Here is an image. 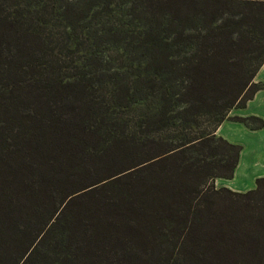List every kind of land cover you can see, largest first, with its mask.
I'll list each match as a JSON object with an SVG mask.
<instances>
[{"label": "trees", "instance_id": "16d2710c", "mask_svg": "<svg viewBox=\"0 0 264 264\" xmlns=\"http://www.w3.org/2000/svg\"><path fill=\"white\" fill-rule=\"evenodd\" d=\"M263 65L264 0H0V264H264V177L215 184Z\"/></svg>", "mask_w": 264, "mask_h": 264}, {"label": "crops", "instance_id": "0c3cea01", "mask_svg": "<svg viewBox=\"0 0 264 264\" xmlns=\"http://www.w3.org/2000/svg\"><path fill=\"white\" fill-rule=\"evenodd\" d=\"M256 83H264V65L258 71ZM230 117H259L264 120V89L256 93L244 108H234ZM217 135L242 146L240 160L232 179H216L217 188L247 192L256 188L257 179L264 177V128L252 130L241 122L227 119L217 129Z\"/></svg>", "mask_w": 264, "mask_h": 264}, {"label": "rangeland", "instance_id": "374dc122", "mask_svg": "<svg viewBox=\"0 0 264 264\" xmlns=\"http://www.w3.org/2000/svg\"><path fill=\"white\" fill-rule=\"evenodd\" d=\"M68 74H71L70 72L68 73ZM107 78H109L108 76H107ZM125 112H126V110L124 109V116H125ZM4 120V118H1V121H3ZM199 121V123L201 124L200 126L201 127H204L205 126V124L206 123H204L203 121V119H199L198 120ZM142 129H144L143 127H142ZM131 131L132 132H134V135H135V133H136V136H138V138H143V136L141 135V133L140 132H138V130H137V128H132L131 129ZM134 138H136L135 136H134ZM129 146V145H128ZM115 155V158H119V157H116V156H118V155H123L124 153L123 152H120V148L119 149H117V150H115L114 152H113ZM164 176L163 178H162V182L163 183H165V184H168L169 185V183H173V181H171L169 178H167L165 175H164V173L162 172V169L160 168V165L158 166V168H157V170H154V172L152 173V176L150 177V178H156V177H158V176ZM28 213H32V210L30 209L29 211H28ZM11 224V223H10ZM4 226V225H3ZM3 226H2V228H3ZM10 226H12V224L10 225ZM1 228V229H2ZM11 231H14V229H11L10 228V230L9 231H7V232H9V234H12V232ZM164 231H167V230H164ZM6 232V233H7ZM257 233H259V231L258 232H255L254 231V234L253 233H250L249 234V238L252 240V239H256L257 237H259L258 236V234ZM13 238H14V240H15V242H16V245L14 244L13 245V242L11 241L12 240V238L10 237V235H5V234H2L1 236H0V253H10L11 251H12V254H15V256H17V254H18V251H22L23 249L22 248H25V244H24V242L22 241V240H20V239H16L14 236H13ZM171 242V241H170ZM19 246H18V245ZM17 246H18V250H17ZM170 246V245H169ZM160 247H158V249H159ZM159 251V250H158ZM160 251L154 256L153 254H151V256L149 255V254H143V259L142 258H140V256H142V254H140L139 255V257L136 255V256H134V257H128L127 259H125L126 258V256L124 255V264H130V263H133V264H135V263H137L138 261H141L140 262V264H165V262H166V260L165 259H163V258H165V257H163V255H162V253H161V255H160ZM238 254L236 255V257H238L239 255H240V252L238 251L237 252ZM167 258V257H166ZM9 260H10V262H11V258H8Z\"/></svg>", "mask_w": 264, "mask_h": 264}]
</instances>
